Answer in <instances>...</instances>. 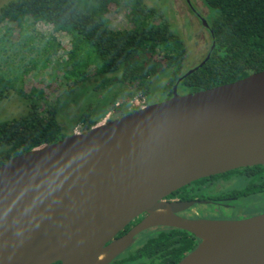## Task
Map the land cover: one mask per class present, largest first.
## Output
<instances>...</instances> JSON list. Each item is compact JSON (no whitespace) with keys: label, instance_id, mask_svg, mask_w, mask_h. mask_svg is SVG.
<instances>
[{"label":"water","instance_id":"1","mask_svg":"<svg viewBox=\"0 0 264 264\" xmlns=\"http://www.w3.org/2000/svg\"><path fill=\"white\" fill-rule=\"evenodd\" d=\"M180 80L168 99L0 165V264H108L155 225L199 240L176 264H264V213L191 220L159 202L196 180L264 165V70L182 95Z\"/></svg>","mask_w":264,"mask_h":264},{"label":"trees","instance_id":"2","mask_svg":"<svg viewBox=\"0 0 264 264\" xmlns=\"http://www.w3.org/2000/svg\"><path fill=\"white\" fill-rule=\"evenodd\" d=\"M202 1L211 13L208 24L212 31V48L205 62L184 77L186 72L182 69L187 51L183 39L171 29L159 9L147 6L143 0L9 1L0 8V59L8 57V47L16 50L21 41L22 48L30 50L27 44L33 38V31L39 30L40 37H48L42 46V54H45L42 66H48L50 61L60 66L66 84L62 90L67 94H74L90 83L99 94L119 86L107 102L102 96L86 105L74 122L81 131L96 125L118 101L138 94L146 102L155 101L150 93L151 82L165 70L168 79L158 99L171 96L172 86L179 77H182L179 87L186 93H195L263 71L264 0ZM111 8L126 11L120 27H113ZM14 34L16 37L11 39ZM32 60L28 62L34 63ZM13 71L0 70V102L14 92L27 101V111L0 122V165L68 136L57 120L59 99L50 101L44 87L25 89V71L17 68ZM98 102L105 105L99 117H93ZM243 171L256 179L264 177L261 165ZM230 173L233 172L226 175ZM203 181L199 179L189 186L195 191ZM251 189L254 190L252 186ZM176 239L177 249L174 246L172 254L175 257L166 264H176L180 256L194 246L193 240L188 238ZM163 242L175 243L163 234L155 240H147L144 249ZM128 260L133 258L130 256Z\"/></svg>","mask_w":264,"mask_h":264},{"label":"flooded vegetation","instance_id":"3","mask_svg":"<svg viewBox=\"0 0 264 264\" xmlns=\"http://www.w3.org/2000/svg\"><path fill=\"white\" fill-rule=\"evenodd\" d=\"M167 4L169 6L171 5L170 8L172 9L173 13H175V17H182L183 21L186 22L188 32L192 33L196 28H200L201 32H206L208 34L211 43L206 55L201 59V61H203L212 48V31L210 29V25L208 24V20H206L208 14L204 13L202 15L200 11L203 9L208 11L210 10L206 7L202 0L167 1L165 4V14L162 11L161 13L169 23L170 27L171 24L166 17L170 13V10H167L169 9ZM184 30L185 29H183V31ZM175 32L181 36L180 31ZM181 78L182 77H179L178 79ZM179 83L177 89L179 87ZM139 95L140 94L134 96L133 98L125 99L121 102L118 101L114 105V108L108 110L106 113V118L103 119L105 116V114H103L97 123L110 121L127 115L148 104L160 102L158 100L156 102H152L151 100L146 102V99L140 98ZM126 111L128 113L124 114ZM246 168L248 167L202 178L204 181L199 187L196 188L195 191H193L189 186L192 183L191 182L190 184L183 186L187 187V190H182L183 187H181L169 195L161 198L159 202L168 205L172 209L175 216L191 220H240L263 214L264 210H261L260 212H253L251 215L242 216H239L235 213L236 210L234 206L240 205L244 207L245 205L242 204L244 201L251 199L253 200L258 197H264V177L261 179L253 178L250 174H247L243 171V169ZM229 172L233 173L226 175ZM251 186L254 190L251 189ZM244 190H248V192H245ZM181 202H193V204L186 209H179L178 204ZM229 209L233 211L232 215L225 216L224 213L232 212ZM225 210L228 211L224 212ZM157 212L161 211L157 210ZM147 216V213H142L139 215L128 225H126L121 231H119L112 240L127 234L133 226H135ZM163 234L169 236L171 239H174L175 243L163 242L159 244H150L149 249H144L147 240H155ZM175 238H188L193 240L194 246L189 250V252L193 250L199 243V240L187 231L167 225H155L136 234L133 238V242L120 254L110 260L108 264H166L170 258L175 257V255H172L174 252L173 247L178 244V239L175 240ZM176 249L177 246L175 250ZM146 250H148V254H145ZM187 252L180 256L178 261H180V259H182L187 254ZM130 256L133 258V260H128Z\"/></svg>","mask_w":264,"mask_h":264},{"label":"rangeland","instance_id":"4","mask_svg":"<svg viewBox=\"0 0 264 264\" xmlns=\"http://www.w3.org/2000/svg\"><path fill=\"white\" fill-rule=\"evenodd\" d=\"M9 1L12 0H0V8ZM143 1L147 6L157 8L165 14V4L167 1L172 0ZM167 6L169 7V9L167 10H170L169 15L166 16L167 20L170 22L173 31L181 32V38L183 39L186 46L187 53L182 69V72H185L200 63L201 59L206 55L211 41L208 34L206 32H201L200 28H196L192 33L188 32L187 24L185 21H183L182 17H175V13H173L172 9L170 8L171 5L169 6L167 4ZM200 12L202 15L204 13H207L208 16L206 20H210V11L203 9ZM125 13L126 11H124L123 9L115 11L114 8H111L110 17L113 23V27H120L123 24ZM38 28H40V26ZM183 29L185 30L183 31ZM38 32L39 30L33 31V38L29 40V43L27 44L30 50L22 48V41L20 42V45H16V50L11 51L8 49V47V57L4 58L3 60L0 59V70H11V72H14L13 69L17 68V70H19L20 72L25 71L23 73L25 89H29L32 86L44 87L47 94L46 97H48L50 101L59 99L60 110L59 115L57 116V120L64 128V131H66V134L70 135L73 132H81V129H79L77 124H74V122L80 115V113L86 109V105L102 96L105 97V102H107V99L110 98L117 90H119V86L110 87L99 94L93 90V84L90 83L83 89L76 91L74 94H67L65 90H62L65 89L64 87H66V84L65 80L63 79L62 69H60V66H58L56 62L53 63V61H50L48 66H42L45 63L43 61L45 59V54H42V46L44 47L43 42L44 40H47L48 37L47 35H45L44 37H40L39 34H37ZM15 37L16 34H14L13 38L11 35V39H14ZM29 59H33L32 61L34 63H29ZM167 73L168 72L166 70L162 71L152 79L150 93L151 97L153 96L152 99L155 100V102L158 99V96H160L159 93L162 91L163 86H165L167 82ZM177 92L180 95L186 94V92L180 87H178ZM164 99L165 98L159 97L158 101L161 102ZM105 102L95 103L97 105L94 112L92 113L93 117H99L100 113H102ZM26 104L27 101L20 98L16 93H11L7 99H4L0 102V122L11 120L23 115L27 111ZM105 118L106 114L103 119ZM242 204L245 206H234L236 210L235 213L239 216L251 215L253 214V212H260L261 210H264V197H258L253 200L251 199L248 201H244ZM227 211L228 210H225L224 212ZM232 213L233 211L224 213V215H232Z\"/></svg>","mask_w":264,"mask_h":264},{"label":"built area","instance_id":"5","mask_svg":"<svg viewBox=\"0 0 264 264\" xmlns=\"http://www.w3.org/2000/svg\"><path fill=\"white\" fill-rule=\"evenodd\" d=\"M75 133H78V132H75Z\"/></svg>","mask_w":264,"mask_h":264}]
</instances>
